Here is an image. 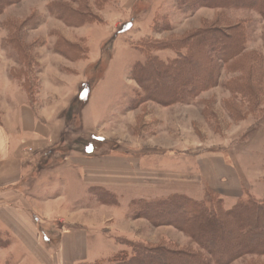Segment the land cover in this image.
Instances as JSON below:
<instances>
[{"label":"rangeland","instance_id":"1","mask_svg":"<svg viewBox=\"0 0 264 264\" xmlns=\"http://www.w3.org/2000/svg\"><path fill=\"white\" fill-rule=\"evenodd\" d=\"M244 23L247 48L226 63L215 56L213 86L194 98L144 97L146 84L133 78V67L146 60L149 41L165 46L206 29L231 32ZM152 53L165 61L177 56L172 49ZM185 74L193 75L191 65ZM156 81L160 87L152 91L172 88ZM84 85L92 86L91 93L79 105L81 88L83 95L88 90ZM14 91L60 118L64 143L55 138L37 165H54L82 150L98 157L99 167L88 166V173L93 169L121 185L110 191L118 204L94 206L97 196L89 188L84 196L81 187L73 193L70 181L71 196L62 199V182L52 183L59 210L68 212V201L71 216L84 213L79 218H85L88 232L87 256L78 264H112L115 253H132L133 242L176 253L202 249L174 225L134 217V199L180 193L202 200L215 193V203L222 199L226 208L239 199L264 200V17L254 10L191 7L179 0H17L0 13V100ZM36 218L43 247L56 248L62 227ZM213 223L227 233L236 230ZM10 250L11 264H43L23 244ZM229 264H264V253Z\"/></svg>","mask_w":264,"mask_h":264},{"label":"trees","instance_id":"2","mask_svg":"<svg viewBox=\"0 0 264 264\" xmlns=\"http://www.w3.org/2000/svg\"><path fill=\"white\" fill-rule=\"evenodd\" d=\"M16 1L0 0V13ZM179 2L191 7L250 9L264 17V0H179ZM246 48L245 23L232 28L231 32L206 29L187 40L170 42L165 46H162L161 41L152 40L148 43L146 60L135 63L133 78L146 84L145 98L166 100L172 98V101L187 96L194 98L201 91L215 84L217 79L215 56L226 63L242 54ZM153 49H172L177 56L165 61L154 55ZM190 65L193 67V75L187 76L185 73ZM160 79L168 85L171 84L172 88L160 89L159 93L158 88L152 91V87L159 85L156 80L160 81ZM85 88H88L85 95H83L84 88H81V94L76 98L79 105H83L89 99L92 86L87 85ZM93 140L102 141V138L93 136ZM62 141L64 143V139ZM91 192L101 202L119 203L118 196L103 189L102 186H94ZM213 196L215 193H207L204 199L198 200L186 194L174 193L149 199H134L132 201L134 217L147 218L157 225H174L189 234L202 249L176 253L133 242L131 254L117 252L111 256L109 262L112 264H229L247 254L264 253V200L239 199L233 207L226 208L222 199L215 203ZM107 197L112 198V201H106ZM214 220H218L223 225H235L236 230L227 233L224 229L215 227ZM205 252L211 255V258ZM160 256L165 257L166 261L162 263ZM167 256L173 258L167 259Z\"/></svg>","mask_w":264,"mask_h":264},{"label":"crops","instance_id":"3","mask_svg":"<svg viewBox=\"0 0 264 264\" xmlns=\"http://www.w3.org/2000/svg\"><path fill=\"white\" fill-rule=\"evenodd\" d=\"M59 120L54 117V112L51 115L42 113L31 104L29 97L24 100L21 93H6L0 100V261L5 260L7 264L14 259L10 249L21 244L26 252L43 264H78L87 256L88 232L85 218H79L83 211L75 214L78 219L75 215L71 216L73 203L68 201V212L59 210L57 200L60 197L54 195L59 191L52 183L62 182V199L71 196L70 181L76 190L73 193L78 194L81 187L83 196L86 195V188L91 191V188L100 185L115 192L121 186L117 182L101 179L102 174L93 169L88 173L90 166L99 167L96 163L98 157L87 155L82 150L74 151L72 159L64 157L54 165H37L38 159L53 149L55 138L61 141V132L57 130ZM30 148L33 150L30 151ZM70 171L72 175L68 177L66 174ZM42 193H46L47 197L42 198ZM91 194L90 198H93ZM238 195L241 196V193ZM93 202L94 206L104 203L97 197ZM67 213L69 216L64 218ZM54 214L59 216L52 218ZM38 216L44 223H58L62 227L56 248L48 249L45 244L43 247Z\"/></svg>","mask_w":264,"mask_h":264}]
</instances>
